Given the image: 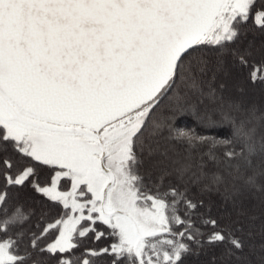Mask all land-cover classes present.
Instances as JSON below:
<instances>
[{"label":"trees","instance_id":"1","mask_svg":"<svg viewBox=\"0 0 264 264\" xmlns=\"http://www.w3.org/2000/svg\"><path fill=\"white\" fill-rule=\"evenodd\" d=\"M239 2L243 14L231 19L230 34L209 40L207 31L179 55L164 85L134 108L150 102L126 146L133 158L135 200L146 206L160 201L168 224L165 231L144 238L143 264H264V210L260 209L264 202L255 210V203L229 193L234 188L258 195L249 183L254 180L262 189L258 177H264V0H235ZM232 71L234 75L229 74ZM190 73L196 80L192 96L184 86ZM224 73L228 76L223 77ZM234 86L241 87L240 92L235 91L237 104L223 105L219 97L231 93ZM246 86L259 100H241L240 96H247ZM27 136L24 149L20 144ZM46 136L61 139V159L36 153ZM151 140L161 146L172 142L179 150L187 146L202 174L182 180L176 172L162 174L160 166L142 158ZM78 147L87 150L88 146L73 135L56 136L0 117V240L8 237L15 254L0 264H138L130 249L131 236L127 238L124 229L128 224L132 234L131 220L125 215L98 214L91 206L94 197L85 181L76 187L85 215L71 243L63 248L47 245L57 235L59 219L68 214L70 205L42 186L50 183L56 169L77 163ZM70 178V174H62L56 185L67 189ZM170 238L174 246L165 249Z\"/></svg>","mask_w":264,"mask_h":264},{"label":"water","instance_id":"2","mask_svg":"<svg viewBox=\"0 0 264 264\" xmlns=\"http://www.w3.org/2000/svg\"><path fill=\"white\" fill-rule=\"evenodd\" d=\"M224 0H0V88L18 110L85 124L105 164L103 123L150 99Z\"/></svg>","mask_w":264,"mask_h":264},{"label":"rangeland","instance_id":"3","mask_svg":"<svg viewBox=\"0 0 264 264\" xmlns=\"http://www.w3.org/2000/svg\"><path fill=\"white\" fill-rule=\"evenodd\" d=\"M239 5L240 2L239 4H236L235 0H224L223 7L220 9L215 23L208 30L206 39L215 40L230 34L229 27L231 19L238 13L241 15L243 14L242 6ZM227 73H224L225 76L223 77L228 76ZM234 73L235 72L232 71L229 74L234 75ZM184 82V86L190 89V95H194L196 85L194 75L190 73ZM220 85L223 86L222 83ZM227 85L230 84L227 83ZM244 89L246 91L244 93H247V96H240L241 100L247 99L250 102L259 100V96L254 90H251V88L247 86ZM240 90L241 87L238 89L234 86L233 91H230L232 93L235 91L240 92ZM236 92L235 95H232L231 93L222 94L221 97H219V101L223 105H236L237 102L235 100L238 99ZM248 92L250 94H248ZM184 93L188 94V92L185 91ZM213 94H215V91ZM149 105L150 102L127 112L112 121H107L100 128L99 133L105 146L104 161L114 173L113 181L106 188L104 201L103 204H101V189L108 178V173L102 170L98 165L100 148L95 131L84 124L58 122L53 120H50L52 122H48L36 118L28 112L18 110L15 103L0 92V117L4 118L6 121L21 123L28 129H39L56 136L73 135L79 140V142L86 143V146H88L87 150H84V147L76 148L75 152L79 155L77 163H75L72 168L56 169L50 183L42 186L44 191L54 197L60 198L64 203L70 205V211L68 214L59 219L60 222L57 235L47 243L50 248H63L68 246L72 241L73 232L79 228V220L85 215L81 206L83 201L76 194V187L80 181H85V184L92 189L91 192L94 199L91 200L92 205H90L98 210V214H101V216L102 213H105L106 216L114 214L125 215L131 220L132 234L130 235L129 233L127 228L128 224L124 229L127 232V238L128 236H131L130 249L136 254L138 259L136 263L143 264L142 249L145 242L144 238L150 234L165 231L168 228L160 201L155 200L150 206L136 202L135 188L133 186L134 180L132 183L133 171L131 169L133 158L132 154L126 147L130 134L141 124V121L144 119L149 109ZM159 120L156 122H159ZM162 122L159 123H161V125L165 124ZM205 122L208 124L217 123L208 120ZM151 125L152 123H149L148 128H151ZM232 132L235 133L233 130ZM28 137L29 136L25 137V140L20 144L24 149H27L26 142ZM46 137L47 138L42 141L43 144H40L36 148L38 150L36 153L40 154L43 158L61 159V139L57 141V138L55 137ZM149 143L150 144L146 149H144L142 158L144 157L147 159L149 164L151 163L152 165H155V167L160 166L162 174L176 172L175 174L177 178L181 180L187 179L189 176L192 177L193 174H196L197 172L199 173L200 171L202 174V168L200 169V166L198 167L197 163L191 160L192 157H189L187 146H184L182 150H179V148L175 147L172 142H170L169 145L163 144L162 146L154 140H151ZM165 167L168 168V170H164ZM62 174H70L71 176V184L67 189L59 188L56 185ZM253 178H256V176ZM207 179H209L208 176ZM259 179L263 182L262 189L257 188L254 180L253 182L251 181V184L249 183L251 189L260 192L258 195H253L251 193L246 194L243 192L244 189L238 190L236 188V190L230 188V195L235 199H240L242 196V199L245 201L255 203L254 209L258 210L260 208V203L264 202V177H258V180ZM260 209L264 210V207ZM251 227L257 229L256 227L258 226ZM174 243V239L170 238L165 241L163 247L165 249L169 247L170 250V248L172 249L174 246ZM245 243L248 245L247 241H245ZM10 244L11 240L8 237L0 240V262L10 260L14 257L15 254L12 251ZM232 253L233 252L228 251L229 255H232Z\"/></svg>","mask_w":264,"mask_h":264},{"label":"bare ground","instance_id":"4","mask_svg":"<svg viewBox=\"0 0 264 264\" xmlns=\"http://www.w3.org/2000/svg\"><path fill=\"white\" fill-rule=\"evenodd\" d=\"M0 92L2 93V94H4L5 95V93L2 91V89L0 88ZM6 96V95H5ZM16 105V104H15ZM17 106V105H16Z\"/></svg>","mask_w":264,"mask_h":264}]
</instances>
